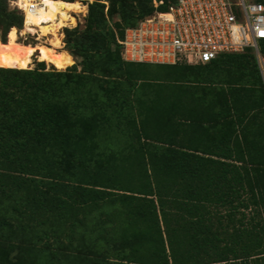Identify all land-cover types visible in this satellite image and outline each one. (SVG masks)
<instances>
[{"label":"trees","instance_id":"obj_1","mask_svg":"<svg viewBox=\"0 0 264 264\" xmlns=\"http://www.w3.org/2000/svg\"><path fill=\"white\" fill-rule=\"evenodd\" d=\"M162 1L93 0L67 28L99 76L0 66V264H264L257 57L133 68L119 39ZM24 19L0 0V39Z\"/></svg>","mask_w":264,"mask_h":264},{"label":"built area","instance_id":"obj_2","mask_svg":"<svg viewBox=\"0 0 264 264\" xmlns=\"http://www.w3.org/2000/svg\"><path fill=\"white\" fill-rule=\"evenodd\" d=\"M38 0L18 10L37 12ZM163 1L154 0L156 7ZM264 0H176L126 29L122 56L128 62L206 64L227 53L252 49L264 80Z\"/></svg>","mask_w":264,"mask_h":264},{"label":"bare ground","instance_id":"obj_3","mask_svg":"<svg viewBox=\"0 0 264 264\" xmlns=\"http://www.w3.org/2000/svg\"><path fill=\"white\" fill-rule=\"evenodd\" d=\"M26 5L27 0H19ZM87 7L80 1L69 2L65 0H40L37 12H28L27 23L39 27L42 34L53 33L55 35V45L62 44L61 29L69 24L73 25L72 17L67 19V12H84ZM26 24V21H25ZM10 30L8 41L4 43L0 39V66L14 68H29L33 56L38 53L41 61L55 65L56 68L62 70L66 65L74 64L73 58L66 52L58 50L56 47H50L45 44H23L17 40V32L12 34ZM32 31V30H30Z\"/></svg>","mask_w":264,"mask_h":264},{"label":"rangeland","instance_id":"obj_4","mask_svg":"<svg viewBox=\"0 0 264 264\" xmlns=\"http://www.w3.org/2000/svg\"><path fill=\"white\" fill-rule=\"evenodd\" d=\"M40 1V0H38ZM65 1H69V2H74V1H80L84 6L87 7V10L86 11H82V12H74V11H68L67 12V19L70 17H72V21H73V25L72 24H69V21L67 22L68 24L63 26L62 29H61V34H62V38H61V41H62V44L60 46H56L55 45V35L53 33H49V34H42L41 30L39 29V27L35 26V25H31L29 23H27V20H26V24H25V19H24V25L22 28H17L15 29L16 32H17V40L18 42L20 43H23V44H31V45H37V44H45V45H48L50 47H56L58 50L60 51H64L66 53H68L74 60V64L72 66H69V65H66L64 69L62 70H66L67 68H72L74 69L77 73H83V69H84V66H87V69H88V72L93 75L94 72L96 74V76L100 75L103 71L102 67L100 66H95L94 67V72H92V67L89 65V60H87L81 53H77V51L75 50V48L72 47V44H73V40L71 42H68V37H67V28L69 30H73L77 27L80 28V30L84 29V26H85V23H86V17L88 15V11H89V3H91L93 0H65ZM19 3V0L18 2L15 4V6L13 5H10L9 3V8L10 10H18V5ZM24 3V2H23ZM106 3H108L106 1ZM107 10V9H106ZM113 22L114 21H118L119 20V16H115V18L111 19ZM114 28L115 25H113ZM32 30V31H30ZM9 35V34H8ZM1 38V37H0ZM264 43V41H261L260 42V46L262 47V44ZM69 47H71V49H69ZM40 58H39V54L36 53L33 58H32V64H30V67L29 68H35L39 62H40ZM45 64H46V67L48 69H52V68H56L55 65L53 64H49L48 62L44 61ZM133 68H137V69H142L144 70L147 74H151V73H156V74H159V73H162L164 74L167 67L166 66H159V65H153V64H133ZM57 70H60L58 68H56ZM104 78V76L102 77ZM127 86V85H126ZM95 89H97V84H95ZM0 241L2 242V247L3 248H0V253H4L8 256L9 254V257L13 260H16V255H18V249H13L12 250V253L11 252H8V249L7 248H12V246H7L6 245H11L9 244L10 240H8L7 238H0ZM47 240H43L42 243H45ZM18 242V240H17ZM17 242H16V245H17ZM48 243H52L50 241H48ZM8 259V258H7ZM14 262V261H13Z\"/></svg>","mask_w":264,"mask_h":264},{"label":"clouds","instance_id":"obj_5","mask_svg":"<svg viewBox=\"0 0 264 264\" xmlns=\"http://www.w3.org/2000/svg\"><path fill=\"white\" fill-rule=\"evenodd\" d=\"M17 2H18V0H9L10 5H13V6H15V4H16ZM20 7H21V8L26 7L25 3L20 2ZM14 33H15V29L13 28V30H12V34H14Z\"/></svg>","mask_w":264,"mask_h":264},{"label":"crops","instance_id":"obj_6","mask_svg":"<svg viewBox=\"0 0 264 264\" xmlns=\"http://www.w3.org/2000/svg\"><path fill=\"white\" fill-rule=\"evenodd\" d=\"M155 65V64H154ZM157 65V64H156ZM171 75V74H170ZM164 76H165V73H164Z\"/></svg>","mask_w":264,"mask_h":264}]
</instances>
